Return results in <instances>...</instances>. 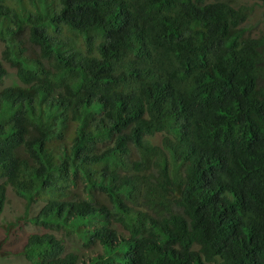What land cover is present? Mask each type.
Wrapping results in <instances>:
<instances>
[{
	"label": "trees",
	"instance_id": "trees-1",
	"mask_svg": "<svg viewBox=\"0 0 264 264\" xmlns=\"http://www.w3.org/2000/svg\"><path fill=\"white\" fill-rule=\"evenodd\" d=\"M254 8L0 0V217L12 188L26 221L45 229L17 256L264 264V32L251 33Z\"/></svg>",
	"mask_w": 264,
	"mask_h": 264
},
{
	"label": "rangeland",
	"instance_id": "rangeland-1",
	"mask_svg": "<svg viewBox=\"0 0 264 264\" xmlns=\"http://www.w3.org/2000/svg\"><path fill=\"white\" fill-rule=\"evenodd\" d=\"M244 4L252 5L256 2L258 5L255 6L253 13L250 16V20L252 22L253 29H251V33L259 36L262 32H264V2L262 0H243ZM263 15V17H261ZM263 18V19H262ZM4 49V44L0 42V56ZM8 75L5 77L4 81L7 83H11L16 77V70L12 67H8ZM161 135L157 134L156 136L150 137L152 142H160ZM41 205V203H40ZM33 207L29 210L30 216L35 215ZM26 208V202L23 198L18 196L12 188H9L7 191V202L4 208V211L1 213L0 217V244L2 243L1 239L6 236L9 237L10 240L8 245H3L5 248L6 256H0V264H27V259L25 256H17L16 252L21 249V246L26 241V237L34 232H42L45 229L39 227L31 222H27L24 218ZM119 229L125 233L126 230L122 227ZM9 230V232H7Z\"/></svg>",
	"mask_w": 264,
	"mask_h": 264
},
{
	"label": "clouds",
	"instance_id": "clouds-1",
	"mask_svg": "<svg viewBox=\"0 0 264 264\" xmlns=\"http://www.w3.org/2000/svg\"><path fill=\"white\" fill-rule=\"evenodd\" d=\"M230 3H232V5H234L235 7H250V6H253V5H258L256 2H254L252 5H249V4H244L243 0H226ZM264 2V0H262Z\"/></svg>",
	"mask_w": 264,
	"mask_h": 264
}]
</instances>
